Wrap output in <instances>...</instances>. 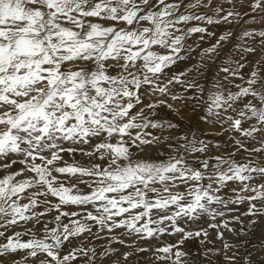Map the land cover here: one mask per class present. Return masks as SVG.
I'll return each instance as SVG.
<instances>
[{
    "label": "snow or ice",
    "instance_id": "1",
    "mask_svg": "<svg viewBox=\"0 0 264 264\" xmlns=\"http://www.w3.org/2000/svg\"><path fill=\"white\" fill-rule=\"evenodd\" d=\"M0 264H264V0H0Z\"/></svg>",
    "mask_w": 264,
    "mask_h": 264
}]
</instances>
